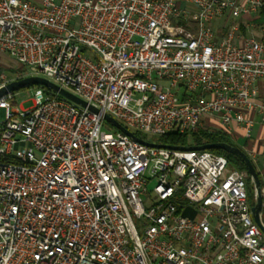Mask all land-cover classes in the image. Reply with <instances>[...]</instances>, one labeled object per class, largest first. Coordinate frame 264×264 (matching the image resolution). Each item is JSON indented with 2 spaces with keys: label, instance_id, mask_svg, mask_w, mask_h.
Instances as JSON below:
<instances>
[{
  "label": "built area",
  "instance_id": "built-area-1",
  "mask_svg": "<svg viewBox=\"0 0 264 264\" xmlns=\"http://www.w3.org/2000/svg\"><path fill=\"white\" fill-rule=\"evenodd\" d=\"M262 13L264 0H0L14 79L86 102L41 85L27 108L0 96V264H264L242 171L103 118L153 143L205 119L248 130L250 108L264 123Z\"/></svg>",
  "mask_w": 264,
  "mask_h": 264
},
{
  "label": "water",
  "instance_id": "water-1",
  "mask_svg": "<svg viewBox=\"0 0 264 264\" xmlns=\"http://www.w3.org/2000/svg\"><path fill=\"white\" fill-rule=\"evenodd\" d=\"M30 85H41L43 87H46L48 89H51L60 95H63L64 97L68 98L69 100L77 103L78 105L85 106L86 102L83 101L78 96L74 95L73 93L59 87L52 81L42 77V76H26L20 79L12 80L7 82L4 86L0 87V96L5 94L8 91H15L16 89L30 86ZM93 109V108H92ZM103 118L105 121L109 122L112 126H114L116 129L122 131L129 137L133 138L134 140L141 142L148 146H155V147H167V148H174V149H180V150H190V149H197V150H203V149H210V148H218L225 150L227 152L234 153L238 155L244 162L246 166V170L248 172V175L253 183L254 187V199L253 203L251 204L250 210L252 217L255 221V223L258 225V227L261 229L262 232H264V220H262L261 213H262V206H264V197H262L261 192V186H260V180L258 177V174L255 170V167L248 157V155L240 149L238 146L229 144L227 142L218 141V142H211V143H205L202 145L192 146V145H185V146H173V145H166V144H160V143H153L149 142L147 140H144L137 135H135L131 130L127 129L125 126H123L121 123H119L117 120L109 116L108 114H104Z\"/></svg>",
  "mask_w": 264,
  "mask_h": 264
},
{
  "label": "crops",
  "instance_id": "crops-1",
  "mask_svg": "<svg viewBox=\"0 0 264 264\" xmlns=\"http://www.w3.org/2000/svg\"><path fill=\"white\" fill-rule=\"evenodd\" d=\"M3 59H11L14 64L16 63L13 57L0 51V63ZM17 68V66L12 67L9 65V74H6L8 82L16 80L14 77L15 73L19 71ZM0 74L3 73L0 72ZM256 84L257 94L255 99L256 101L264 102V79H259ZM246 115L253 119V124L248 130L244 126L235 123L227 127L215 119H205L204 122L207 123L208 130L214 129L213 127H215V129L226 133L232 142L248 155L258 174L262 197H264V123L260 121L259 113L253 110V108L248 109ZM262 210H264V206H262Z\"/></svg>",
  "mask_w": 264,
  "mask_h": 264
},
{
  "label": "trees",
  "instance_id": "trees-1",
  "mask_svg": "<svg viewBox=\"0 0 264 264\" xmlns=\"http://www.w3.org/2000/svg\"><path fill=\"white\" fill-rule=\"evenodd\" d=\"M258 22H264V13L261 14V17L258 19ZM135 135L141 138H145L141 136L139 133H135ZM155 141L160 144L173 145V146H185V145L197 146L205 143L223 141L237 146L235 143L232 142V140L226 133L217 129L208 130L203 128H197L191 132H184V133H179V132L166 133L155 138ZM208 150L216 154L223 155L227 159L229 165L239 169L245 174L246 184L248 183L247 178L249 175L246 170V166L243 160L238 155L218 148H210ZM262 220H264V210H262Z\"/></svg>",
  "mask_w": 264,
  "mask_h": 264
},
{
  "label": "rangeland",
  "instance_id": "rangeland-1",
  "mask_svg": "<svg viewBox=\"0 0 264 264\" xmlns=\"http://www.w3.org/2000/svg\"><path fill=\"white\" fill-rule=\"evenodd\" d=\"M4 63V64H3ZM9 65L12 67H18L17 70H21V67L17 63H13V61L10 59H3L2 62L0 63V72H2L6 78V74H9ZM15 70V69H14ZM16 70V71H17ZM40 76V75H36ZM35 86L30 85V86H25L19 89L15 90V102L20 105L23 108H27L32 105V96L34 92ZM3 119V112H0V120ZM198 128H203V129H208L207 123H202ZM215 130V127H213ZM102 129L106 131H112L114 128L108 124L107 122L102 123ZM247 189H248V197L249 201L252 204L253 199H254V187L251 179L247 178ZM150 187V186H149Z\"/></svg>",
  "mask_w": 264,
  "mask_h": 264
}]
</instances>
